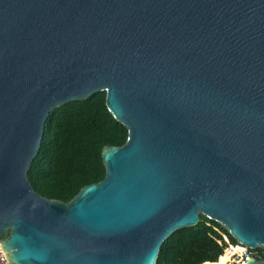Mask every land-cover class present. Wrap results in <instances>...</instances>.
I'll return each mask as SVG.
<instances>
[{"label":"water","instance_id":"1","mask_svg":"<svg viewBox=\"0 0 264 264\" xmlns=\"http://www.w3.org/2000/svg\"><path fill=\"white\" fill-rule=\"evenodd\" d=\"M96 92L125 143L69 201L39 195L46 119ZM200 215L264 249V0H0L8 263L156 264Z\"/></svg>","mask_w":264,"mask_h":264},{"label":"trees","instance_id":"2","mask_svg":"<svg viewBox=\"0 0 264 264\" xmlns=\"http://www.w3.org/2000/svg\"><path fill=\"white\" fill-rule=\"evenodd\" d=\"M127 133L108 110L105 92L61 104L46 119L27 178L39 195L67 202L104 177L102 148L123 145ZM224 236L237 243L218 222L200 215L198 224L175 231L162 243L156 264H214L227 244ZM250 251L252 257L264 258L263 248ZM225 256L218 264H225Z\"/></svg>","mask_w":264,"mask_h":264},{"label":"built area","instance_id":"3","mask_svg":"<svg viewBox=\"0 0 264 264\" xmlns=\"http://www.w3.org/2000/svg\"><path fill=\"white\" fill-rule=\"evenodd\" d=\"M224 240L227 242V244L224 248L222 255H228V259H227L228 261L226 262V264H242L247 258L252 257L250 248H248L247 246L239 242L230 243L226 236H224ZM0 264H9L1 246H0Z\"/></svg>","mask_w":264,"mask_h":264},{"label":"bare ground","instance_id":"4","mask_svg":"<svg viewBox=\"0 0 264 264\" xmlns=\"http://www.w3.org/2000/svg\"><path fill=\"white\" fill-rule=\"evenodd\" d=\"M223 256H225V255H222L218 260L220 261V259H221ZM225 257H227V259H228V255H226ZM227 261H228V260L225 261V264H226Z\"/></svg>","mask_w":264,"mask_h":264},{"label":"rangeland","instance_id":"5","mask_svg":"<svg viewBox=\"0 0 264 264\" xmlns=\"http://www.w3.org/2000/svg\"><path fill=\"white\" fill-rule=\"evenodd\" d=\"M236 258V257H235ZM219 263V260L217 262H215L214 264H218ZM204 264V263H203ZM210 264H213V263H210Z\"/></svg>","mask_w":264,"mask_h":264}]
</instances>
